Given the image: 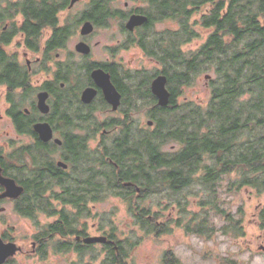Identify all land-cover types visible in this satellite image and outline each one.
<instances>
[{
    "label": "trees",
    "instance_id": "obj_1",
    "mask_svg": "<svg viewBox=\"0 0 264 264\" xmlns=\"http://www.w3.org/2000/svg\"><path fill=\"white\" fill-rule=\"evenodd\" d=\"M1 1L0 84L7 86L13 94L17 88H23L27 93L31 86L26 66L17 60L16 54L9 55L4 48L13 37L22 35L25 47L30 52L41 55L44 64L49 62L55 53L65 48L73 34V27L60 21L61 13L70 6L71 0H0V3ZM113 1L115 0H90L88 10L82 14L78 23L90 21L96 27H106L114 21H122L123 13L112 8ZM148 2L146 13L150 25L167 19L178 24L176 30L163 33L160 39L162 42L157 40L158 37L151 39L146 53L148 56H156L168 76L171 106L152 110L150 116L154 119L157 130L154 134L142 137L139 146L128 150L117 148L110 154L109 159L114 165H108V173L100 180L107 184L96 186L97 190L94 188V191L118 192V196L128 204L136 224L147 235L159 238L172 232L170 223L160 222L159 213L151 217V211L141 208L138 200L146 198L151 192L158 193L168 189L176 194L189 186L194 182L192 175L196 174L204 157L210 159L211 164L203 167L202 185L212 186L223 176L235 174L239 180L232 182L230 187H236L237 191L242 186L264 188V0ZM198 14L194 24L209 31V34L197 51L186 55L182 46L198 36L191 23L192 17ZM6 24L8 27L5 29ZM44 34H48V37L44 40V50H41ZM207 64L214 67L215 72L207 106H186L179 109L175 99L180 94L181 86L190 83L193 75ZM94 67L104 68L102 64L89 61L84 67L68 63L58 70L55 83L46 86L55 88V94L65 93L58 89L59 82L68 81L70 74L79 77L81 70H86L88 75ZM142 96L150 98V102L154 103L148 91H143ZM69 100L71 101L70 98ZM63 104H68L65 99ZM171 113L173 120L167 122L165 115L169 116ZM23 123L18 124L19 128L35 135L30 125L24 123L23 126ZM124 129L128 134L127 127ZM164 138L182 144V148L172 157H167L160 151ZM154 171L159 172L156 180L151 179ZM94 181L96 182L95 179ZM124 183H141L142 186H139L140 191L137 193L133 187H125ZM32 190L33 194L30 192V195L33 202L34 199L36 203L43 202L45 209L49 210L48 200L42 197L46 189L35 187ZM210 193L214 195V191L210 190ZM102 195L95 198L98 200ZM205 205H210L217 213L225 215L224 211L217 209L214 200H207ZM194 217L198 218L197 215ZM202 217L200 216L199 222ZM225 218L231 223L229 229L237 232L235 236H242L238 223L230 216L225 215ZM207 221L204 217L193 230L188 228L187 231L205 234V231H209L205 226ZM178 225L179 222L176 221V226ZM110 233L109 239L116 242L117 250L110 246L101 264H129L128 247L122 246L116 239L114 230ZM164 264L180 263L171 251H167L164 254ZM217 264L238 263L231 258L220 257Z\"/></svg>",
    "mask_w": 264,
    "mask_h": 264
},
{
    "label": "flooded vegetation",
    "instance_id": "obj_2",
    "mask_svg": "<svg viewBox=\"0 0 264 264\" xmlns=\"http://www.w3.org/2000/svg\"><path fill=\"white\" fill-rule=\"evenodd\" d=\"M137 2L140 5L134 6L128 13L116 9L123 13V20L118 21V28L125 35V39L119 48H136L146 56L147 44L151 41L150 36H154V39L158 37L157 40H160L163 31L153 35L149 34L148 30L157 22L152 25L149 24V17L146 13L149 8L148 0H137ZM132 15L146 16L147 22L129 30L126 28V23ZM172 31L168 30L167 32ZM88 36H81V41L86 43ZM15 39L24 48L22 57L26 60L25 66L29 73L28 80H31L32 70L29 53L32 55L37 54L30 52L25 47L22 35L13 37L4 48L5 51ZM44 40L41 43V50H44ZM8 54L12 55L13 53L9 52ZM110 54L111 59H106L102 63L90 61V54L87 56L79 54L86 62L102 64L104 68L94 67L88 75L86 70H82L83 74L79 77L76 74H70L68 81L58 83V89L65 91V93L60 92L59 94L58 92L55 94V88L50 87L52 83H55L56 74L63 66L62 62H57V71L55 70L51 73V76L49 75L50 79L40 84L37 88L36 100H32L28 107L21 108L20 103L15 101L18 94L24 96L25 90L23 88H17L13 94V91L9 92V88L3 85L6 108L4 114L0 115V121H9L11 127L15 129L17 137L25 138L28 142L20 144L15 149L12 140L6 139L0 143V248L13 246L16 249L13 256L1 260L0 264H13L17 257L44 256L49 248L55 249L59 253H78L95 247H100L102 251L107 253L110 246L117 250L116 242L109 239L111 233L108 229L103 228V226L97 225L94 227L93 224H88L87 220L93 214L91 208L94 207V203L99 202L101 199V196L98 200L95 196L107 193L105 190L94 191V188L98 185L105 186L107 184L105 181L100 180L108 173V165H114L113 161L109 159L111 153L115 152L117 148L128 150L131 147L140 145V139H136V136L140 135L133 137V135L125 132V118L128 112L123 113L122 108L124 106L130 108L136 106L137 101L144 98L142 96L143 91H148L153 97L154 103L150 102V98L146 102L151 110L160 107L157 98L151 92V84L158 76L162 75L166 78V89L169 93L170 91L167 87L168 76L156 56L147 55L150 60L161 65L162 69L152 71L151 75H143L141 70L124 69L123 65L114 60L113 53ZM55 56L57 57L58 54ZM17 60L20 62L18 55ZM35 61L39 62L41 60L36 58ZM86 62L79 66L84 67ZM98 68L108 74L111 84L119 94L120 102L115 111L106 102L102 91L91 78V72ZM81 79H84V81L80 83ZM77 83L79 84L77 85ZM46 85H50L49 88ZM87 88L96 91L95 97L89 104H85L81 100V94ZM42 92L48 93L46 104L49 107V112L46 114L41 113L37 106V95ZM64 99L68 103L67 106L63 104ZM170 100L171 95L169 104L166 107L171 106ZM98 111L120 113L119 117L121 118L96 122L97 120H93V115L94 112L96 114ZM153 120L148 121L147 124L149 122L153 123ZM22 122L30 125L35 135L26 133L22 128L20 129L19 125ZM38 123L49 124L53 134L52 140L49 142L40 140L34 131V126ZM110 125L122 132L123 135L118 141L117 139L113 141L110 139L109 136L112 131L108 129ZM69 128H75V133H70ZM6 137H8V134H6ZM56 139L60 141V144L54 141ZM157 174L158 172L154 171L151 174V179L156 180ZM8 182H13L16 188H21V194L16 196V192L8 188ZM123 185L133 187L137 193L140 191L139 186H142L141 183H124ZM35 187L46 189L42 197L48 200L49 210L45 209L43 202L36 203L35 199L33 202L30 192L33 194L32 189ZM95 189L97 190V188ZM154 193L151 192L150 194ZM43 198L40 200H43ZM153 214L155 213H151V217ZM41 217L48 221L42 223L39 220ZM19 220L25 222V226L28 227L27 231L32 230L31 234H18L17 221ZM92 230L98 233L97 236L92 235ZM89 237H99L104 241L87 244L85 239Z\"/></svg>",
    "mask_w": 264,
    "mask_h": 264
},
{
    "label": "rangeland",
    "instance_id": "obj_3",
    "mask_svg": "<svg viewBox=\"0 0 264 264\" xmlns=\"http://www.w3.org/2000/svg\"><path fill=\"white\" fill-rule=\"evenodd\" d=\"M2 3L3 1L0 4L2 5ZM89 3L90 0H77L61 13L60 21L67 22L74 29L72 28L73 34L66 42L65 48L57 52V57L55 53L53 59L44 64L41 55L29 53L32 70L30 82L32 83L30 90L24 96L18 94L15 99L20 103L21 108L28 107L32 100H36L37 88L45 80L50 79L51 73L57 71V62H62L63 65L72 63V66H79L86 62L74 48L82 40L79 33L82 23L78 22L82 14L88 10ZM111 4L113 9L118 8L126 13L134 6L140 5L137 0H115ZM198 16L199 14L193 16L191 20L193 29L198 33V36L182 46L186 55L197 51L209 34V31L194 24ZM177 28L176 22L167 19L157 22L148 32L153 35ZM43 37L47 38L48 34H44ZM150 38L154 39V36H150ZM124 39L125 35L120 32L118 21L112 22L107 28L95 26L93 33L86 38V44L91 47L89 60L102 63L106 59H111L110 53H113L114 60L123 65L126 70H141L143 75H151L152 71L162 69L161 65L150 60V57L143 55L136 48H119ZM6 51L18 55L20 63L25 66L26 60L22 57L24 48L17 39L7 47ZM36 58H40V63L35 61ZM201 69L199 73L193 75L190 83L181 86L180 94L175 99L179 109L186 106L202 108L207 106L211 97V82L215 80V72L214 67L210 64L202 66ZM82 74L81 70L79 75ZM206 76H209V79H206ZM83 81L84 79H81L80 83ZM169 86L171 84L167 85L168 89ZM3 90V85L0 84V115L4 114L6 108ZM147 100L148 97L144 96L141 101H137L136 106L122 108V111L128 112L125 118L127 132L133 137L140 135L136 136L137 140L145 135L154 134L157 130L155 121L150 117L152 110L146 103ZM120 115V113L110 111H98L96 114L94 112L93 120H97L96 122L111 121L113 118L120 119ZM173 117L172 113L169 116L165 115L167 122H172ZM150 120H153L151 126L147 124ZM108 129L112 130L109 136L112 141L121 139L123 134L120 129H115L113 125H110ZM68 131L75 133V128H69ZM0 136V143L6 139L12 140L14 149L20 144L28 142L25 138L17 137L15 129L7 120L0 121ZM181 148L180 142L167 138H164V142L160 145V151L167 157L174 156ZM207 164L210 165L211 160L204 157L201 168L198 167L196 174L192 175L194 182L178 193L173 194L168 189H163L138 200V205L141 208L148 209L151 213L161 214L160 222L168 221L170 223L172 232L169 234L159 238L147 235L145 230L136 224L128 204L121 196H118V192H107L99 202L94 203V207L91 208L93 214L87 220L88 224H93L94 227L103 226L110 232L114 230L116 239L121 242L122 246L128 247L129 264H164V254L167 251H171L180 264H217L220 257L231 258L238 264H264V188L242 186L237 191L236 187H230L232 182L235 183L239 180L235 174L223 176L212 186L206 187L201 184V176L203 167ZM210 190L214 191V195L210 193ZM208 196H212V198H208ZM209 199L214 200L219 211H224L225 215L230 216L234 222L238 223L242 236H235L237 232L229 229L231 223L227 222L225 215L217 213L210 205H205ZM194 215H197L198 218H195ZM200 216H203L201 221L204 220V217L208 220L205 226L209 231H205L204 235L187 231L188 228L193 230V227L201 223V221L199 222ZM39 220L42 223L48 221L44 217ZM176 221L179 222L178 226H176ZM17 223L19 235L31 234L32 230L27 231L28 227L25 226V222L19 220ZM91 233L93 236L98 234L95 230H92ZM105 257L106 253L100 247L83 251L80 254L59 253L55 249L49 248L44 256L17 257L13 264H101Z\"/></svg>",
    "mask_w": 264,
    "mask_h": 264
},
{
    "label": "water",
    "instance_id": "obj_4",
    "mask_svg": "<svg viewBox=\"0 0 264 264\" xmlns=\"http://www.w3.org/2000/svg\"><path fill=\"white\" fill-rule=\"evenodd\" d=\"M77 0H71L70 6ZM147 22L146 16L143 15H132L126 23V28L132 30L135 27L143 25ZM94 31V25L90 21H86L82 24L80 28V35L82 37L92 34ZM75 51L78 54L87 56L90 54L91 48L85 42L81 41L75 45ZM91 78L95 85L102 91L106 102L112 107V110H117L119 106L120 98L119 94L116 92L115 88L109 80L108 74H106L102 69L98 68L91 72ZM209 79V76H206ZM151 92L157 98L158 105L160 107H166L169 104L170 93L166 89V78L164 76H158L153 80L151 84ZM96 95V91L91 88L85 89L81 94V100L85 104H89ZM48 99V93L42 92L37 95V106L41 113L46 114L49 112V107L46 104ZM149 126L152 123H148ZM34 131L39 136L40 140L43 142H49L53 138L52 129L47 123H38L34 126ZM57 144H60L59 140H54ZM8 188L13 189L16 192V196L21 194V188H16L13 182H8ZM103 239L99 237H89L85 239V243L91 244L96 242H101ZM104 241V240H103ZM16 253V249L13 246H7L6 248H0V261L5 260V258L13 256Z\"/></svg>",
    "mask_w": 264,
    "mask_h": 264
}]
</instances>
